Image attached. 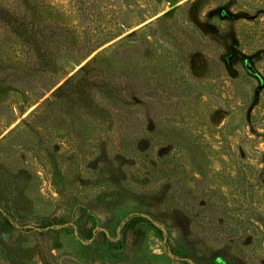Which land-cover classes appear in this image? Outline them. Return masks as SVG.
Returning a JSON list of instances; mask_svg holds the SVG:
<instances>
[{
  "label": "rangeland",
  "instance_id": "1",
  "mask_svg": "<svg viewBox=\"0 0 264 264\" xmlns=\"http://www.w3.org/2000/svg\"><path fill=\"white\" fill-rule=\"evenodd\" d=\"M105 49L130 81L80 73ZM0 54V264H264V0H0ZM73 75L74 101L38 108ZM121 85L155 87L176 120L196 103L205 169L142 149L145 130L169 134L164 102H118Z\"/></svg>",
  "mask_w": 264,
  "mask_h": 264
},
{
  "label": "trees",
  "instance_id": "2",
  "mask_svg": "<svg viewBox=\"0 0 264 264\" xmlns=\"http://www.w3.org/2000/svg\"><path fill=\"white\" fill-rule=\"evenodd\" d=\"M151 25H153V26L158 25V19L155 21L153 20L148 24V26H151ZM123 42H127V43L130 42L129 37L125 36L119 41V43H123ZM162 48H163V50L169 51L172 54H174V52L169 50L166 46L163 45ZM116 51H117L116 49H113L112 53L108 54V52H109L108 49H105L106 54L104 55V57H102L100 59V57L104 53V51H103L102 55H99L97 58L93 59V61H90L87 64L86 69H88L89 71L83 69L80 73H88L89 74L91 72V70L93 71V69H96L98 67V70L101 69L100 73L105 74L104 77L114 78L120 72V74L123 73V78H126L127 80L130 81L131 71H126V70H128V68L132 67V65H129L130 67H128L127 65H124L123 67H121V69H119L117 71H113L111 73L108 70L109 68H111L114 65V55L116 54ZM110 57H113V58H110ZM162 57L167 58V57H165V55H163ZM173 60H174V58H173ZM70 62H71V59L67 60V63H70ZM126 72L128 74H126ZM80 73H77V75L82 77L83 74H80ZM75 79H76V76L73 75L69 80H67L66 82L61 84L60 87L50 97L46 98L43 101V103L38 106V108H40V107L43 108V106H49V107H52L51 109L54 108V111H61L63 108V106H61V105L65 104L64 101H70V100L74 101L75 100L74 94L75 93H81L84 91L85 88H87V87H85V85H80L82 83L81 81H76L72 84V81H74ZM22 82H24V81L19 80V81L13 82V84L22 85ZM59 82L60 81H57L56 84H54V85H57ZM43 84H45V83H43ZM23 85H25V83H23ZM158 89H159V87H158ZM189 89H190V87H189ZM151 90H154V92H153L154 97L159 96L158 101H162V102L166 101L164 99V97L166 95L164 93H158L156 91L157 89L155 90V87H152L151 85H121L120 89H113L111 91H114V100L116 98V100L118 102H120V101L124 102L128 98H130L131 96L132 97L136 96L133 99H136L139 95H142V94L145 95L147 93H148V95L153 96V94L151 93ZM48 91H50V89L46 90V92H48ZM107 92H109V91H106V93ZM191 93H192V91H186L187 95H191ZM92 98H95V97H92ZM93 100H95V99H93ZM127 102H128V104H131V103L135 104V101H131V102L127 101ZM151 104L155 108H158L156 114L161 116V118H159V120L164 123V129H165L164 131L168 130L169 134L164 135V134H162L164 132H157V131H152V133H153L152 134L150 130H145L144 134L142 136H144L146 139H145V145H144V147H142V149L150 152V151H154V149L156 147H158L159 150H158V153H157L158 155H157L156 159L159 161L160 165H164L168 169H171L170 165H171V160L173 159V157L175 155H181V153L187 154V158L190 161V165L197 164V165H195L194 168L205 169L203 166H201V161H200V159L202 160V158H206L205 152L200 150L197 147V144H195V141L198 139V134L195 132L196 130H194V128H195V123L197 121H199V118H198V115H196V110L192 109V107H194L196 105V103H191L190 105H184L185 112L183 114L182 119H179V120H176L174 118H170V115L168 116V112H169V114L174 115L172 113V111L170 110L171 106L169 105V103L164 102V104L158 105L156 102L151 101ZM167 108H169V109H167ZM151 109L152 108H150V110ZM36 112H39V110H37ZM163 112L166 115L165 118L162 117V116H164ZM186 117H187V119H186ZM131 118L132 117H129L128 118L129 119L128 124H125V125H127V127H129L131 130H133V127L134 128H139L140 126L143 127V125L139 124V123L143 124V120L141 121V118H137L139 123L134 122L133 125L131 124ZM233 120H234V117L232 118L231 121L234 122ZM8 121L9 122L7 123V127H9L12 123H14L16 121V118L11 117ZM148 121L150 122V119H148ZM155 123H156V121H155ZM229 124H230V122L227 123V125H229ZM192 130H194V131H192ZM126 131H127V128H126ZM126 131H125V129H124V131H122V133L124 135L121 138V143H119V147L123 148V149H125V147L127 145H131V143L126 142L129 140ZM178 133L184 134L185 136L181 137V138L180 137H172L173 135L178 134ZM2 134H3V131H0V136ZM4 137H6V136H4ZM137 142H139V140H135L136 144H137ZM185 146H189L191 148L197 147L196 148L197 152H195L196 156H194V157L190 156L187 152H189V149H191V148H185ZM232 155H233L232 153L231 154L227 153V157L230 161H232ZM187 158L184 157V159H183V162L185 164L187 163V160H188ZM178 164H180V166L183 165V163H181L179 161L177 162V165ZM235 164H236L235 169L237 170L239 177H240L239 174L242 175V173H248V171L246 170L247 164L243 163L244 165H242V166H239V164L237 162H235ZM235 169H234V171H235ZM226 171H227V173H226ZM220 173H221L220 174V178H221L220 180L227 181V183L229 185H230V183L228 181H230V182L235 181L234 173L232 172V167L225 168V169H223V172H220ZM124 176H125V178L123 180V183H126L125 185H127L130 178L128 177V173H126ZM172 176H174L173 178L176 180V175H172ZM172 176H171V171H169L167 174V178L165 179V182L168 183L169 186H171V188L168 189L169 190L168 196H169V194L176 196V195H179V193H180L179 189L176 186H174V184L172 183L173 182ZM241 179H243V181H245V179H247V177L245 175H243V176H241ZM257 183H258V186H260L264 192V182H262L261 179H259V181H257ZM252 193H254V192L252 191ZM242 195L244 198H247V196L249 195V191L248 192L243 191ZM262 197H264V195H262ZM0 216H2L1 212H0ZM140 218L144 220V218L141 216L140 217H138V216L128 217L127 222L129 224V227L134 228V226L137 225L138 219H140ZM7 225L10 227L12 226L10 222ZM7 225L5 223L3 224L2 222L0 223V226L3 229H6L8 227ZM251 226L254 227L253 224H251ZM185 250H187V249H185ZM185 252H188V251H185Z\"/></svg>",
  "mask_w": 264,
  "mask_h": 264
},
{
  "label": "water",
  "instance_id": "3",
  "mask_svg": "<svg viewBox=\"0 0 264 264\" xmlns=\"http://www.w3.org/2000/svg\"><path fill=\"white\" fill-rule=\"evenodd\" d=\"M163 7H165V3L163 4Z\"/></svg>",
  "mask_w": 264,
  "mask_h": 264
}]
</instances>
